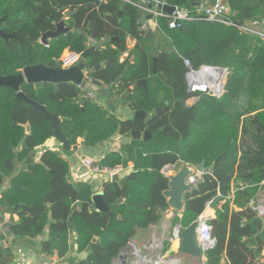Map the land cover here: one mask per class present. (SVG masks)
Wrapping results in <instances>:
<instances>
[{
  "label": "trees",
  "instance_id": "16d2710c",
  "mask_svg": "<svg viewBox=\"0 0 264 264\" xmlns=\"http://www.w3.org/2000/svg\"><path fill=\"white\" fill-rule=\"evenodd\" d=\"M158 1L175 8L189 3ZM226 5L230 26L202 20L194 8L189 11L196 19L176 29L168 28V19L159 18V48L152 49L137 29L136 8L120 0H0V30L27 39L6 43L0 38V77L37 65L55 68L65 50L82 54L90 41L104 42L86 60L89 76L107 85L115 97L125 96L121 106L150 114L147 124L120 122L95 100L80 104V90L71 83L58 85L56 91L52 84L22 86L27 98L64 119L59 129L70 147L78 139L84 149L93 150L115 135L145 129L151 134L148 141H130L120 152L99 160L105 168L132 166L121 180L101 185L107 204L122 199L111 208L120 219H109L94 209L93 187L71 181L68 161L59 152L45 150L33 160L35 151L53 139V125L11 89L0 88V213L18 219L6 229L11 239L34 241L47 233L40 244L46 256L55 251L64 258L75 247L77 254L88 256L72 264H112L137 230L156 225L168 210L163 168L203 162L205 172L196 189L186 194L184 212L173 223L189 227L210 200L230 196L234 184L232 204L242 210L230 211L227 202L215 209L210 221L215 247L205 254L203 264H221L223 258L225 264H255L264 248V221L246 205L257 198L264 181V0H226ZM74 10L78 12L65 24L78 31L41 45V35L53 31L64 13ZM118 12L120 21L112 17ZM251 25L258 27L257 34L245 30ZM127 37L136 45L120 62ZM183 60L194 71L226 69L223 95L198 94L188 106ZM96 66L100 68L94 71ZM143 79L148 93L142 87L126 92ZM16 163H22L17 172ZM3 236L6 233L0 234V264H8Z\"/></svg>",
  "mask_w": 264,
  "mask_h": 264
},
{
  "label": "water",
  "instance_id": "95a60500",
  "mask_svg": "<svg viewBox=\"0 0 264 264\" xmlns=\"http://www.w3.org/2000/svg\"><path fill=\"white\" fill-rule=\"evenodd\" d=\"M126 4H130L136 8L137 12V29L139 31L140 36L143 39H148L151 42V45L158 49L157 41L160 38L159 33L156 31L154 24V16L153 12L162 11L163 13L170 15L175 7L168 5H153L151 3H146V0H121ZM213 3L214 0H211ZM199 5V0H189V3L185 6L178 7L179 10H187L190 8H195ZM78 10L74 11H66L64 13V18L61 19L58 23L54 24V30L43 33L39 39V43L41 45H48L49 41L55 39L59 36L66 35L68 33L78 31L74 27H68L65 24V21L73 17ZM112 17L122 18V12H118L113 14ZM89 28V25H88ZM0 38L4 39L6 43L10 39H16L18 41H27V39H20L15 34L6 35L0 30ZM117 40L115 38H111L110 41ZM104 43V42H103ZM103 43L94 44L89 47L84 53L81 54V60L78 64L74 65L69 69H62L59 66V61H56L58 65L55 68H48L42 65L26 67L21 70L17 75L14 76H4L0 77V88H9L13 92H15L16 97L22 100L27 105L32 108L40 111L44 118L48 120L54 128L53 138L57 141L64 150L69 151L71 148L75 150L76 147H70L64 135L59 129V123L64 119H58L53 114L47 112L44 106L39 105L38 103L31 101L29 98L25 96V94L21 91V87L24 85H40V84H52L54 85V91L57 90V86L62 83H71L75 85L81 93V99L79 101L80 104H83L87 99V94L91 91L94 94L95 102L102 105L108 112L115 115L120 122L127 121L132 123H141L147 124L150 119V114L145 111H132L126 107L121 106L122 97H115L111 89L103 84L102 82L93 79L89 76V72L86 68V60L92 55L93 52L100 49ZM151 63H152V73H156V64L157 58L156 53L153 52L151 55ZM100 66H96L94 71H97ZM127 69V68H125ZM216 74L223 78L227 74V70L225 69H216ZM119 82V79L116 80ZM224 82H221L220 87L223 89ZM135 87H142L143 90L148 93L147 82L146 80H140L132 85L129 89H127V93H131V91ZM218 97L219 94H218ZM158 112V109H157ZM128 136L131 141L135 142H146L151 138V134L148 130H135L130 131ZM127 159V155L125 154ZM29 158V157H27ZM205 171L204 163H200L196 166H190L186 164H181L178 170L170 176H167L168 185L167 190L163 192V196L166 199V203L168 209L173 211L178 218L181 217L185 208V196L186 194L192 192L196 189L198 181L194 179L197 173L196 171ZM112 181H119L117 177H113ZM75 187V185H73ZM91 201L94 209L99 212L105 214L109 219L117 218L120 219L119 216H116L111 208L115 206V204H121L122 199L119 198L114 204H107L103 199V193H95L91 197ZM197 220L190 224L187 228H182L181 225H177L175 231L179 233L178 246L177 251L175 248L168 249L166 251L165 245L163 241H159V248L157 250H151V257H155L160 260L161 264H166L167 258H169L173 253H177L180 255H186L192 257L194 259H202L200 248L196 241V228H197ZM172 241V239H171ZM132 242L130 241L127 246H125L119 253L118 259L121 264H129V255L126 250L130 247ZM149 249V248H148ZM150 250V249H149ZM176 251V252H175ZM126 252V253H125ZM133 258V255L131 256ZM149 260V259H148ZM153 262V260H149ZM154 263V262H153Z\"/></svg>",
  "mask_w": 264,
  "mask_h": 264
},
{
  "label": "crops",
  "instance_id": "0c3cea01",
  "mask_svg": "<svg viewBox=\"0 0 264 264\" xmlns=\"http://www.w3.org/2000/svg\"><path fill=\"white\" fill-rule=\"evenodd\" d=\"M199 2L202 4H207L206 2H211V0H199ZM124 3L125 2H122V4ZM248 29H250V31L255 34L257 33L254 31V29H257V31H259L256 25H251L248 27ZM145 40L149 41L148 39H145ZM115 41L116 40L112 42H115ZM147 43H148L147 44L148 46L152 48L154 47L151 45L150 41ZM135 45H136V40H133L130 37L126 38L125 40L126 52L121 55L120 62H123L129 58V54L135 48ZM129 61H132V59H130ZM89 93H92V92L89 91ZM124 137L125 136L115 135L109 142L103 144L102 146H99L93 150H88V149H85V150L91 152L88 155H95L101 158V157H104L105 155H108L109 153L115 152V148L113 145L115 144L116 146V142H117L118 147L120 146L122 147L124 144H128L127 142L128 140L131 141L129 136L125 137L126 139H124ZM44 145L43 147H49L47 150L57 151L63 156L62 151L64 150V148L57 141H55L54 138L47 141ZM75 147H76L75 150H72V148L69 150L70 154L67 156V158H65L64 156L63 157L68 161V164L71 170V181L74 183H80V182H84L85 177H90V176L84 174L82 171L77 169V163L80 158L79 156H82V154H80L78 151L80 149H84L82 147L81 139L77 140V145ZM128 166L129 168H131L130 164H128ZM131 171H132V168L128 170V173ZM100 180L102 181V179ZM90 181H91V186L93 185L94 187V192L99 193L101 191L102 182L98 181L96 177H92ZM234 192H235V189H234V184H233L231 185V195L230 196L223 198L221 200H212V204L208 208H205L203 213L208 214L209 216L212 217V219H214L215 209L220 208L226 202L229 203L230 211H234V212L241 211L242 208L235 207L232 204V201H233L232 197H233ZM261 194H264V181L261 182L259 185V191H258L257 196ZM253 201L254 200H252L250 203H252ZM250 203L247 204L246 206L249 207ZM2 214L0 213V218ZM175 216L177 215L173 211H170L168 209L166 212L161 213L160 221L156 225L150 226L147 230H137L136 231L135 236L131 239L132 244L126 250V252L128 251L127 252L128 254L132 253L133 255L132 260L134 261L131 264H137V262L135 261L137 257H142L144 259L147 258L146 259L147 262L149 263L151 262L149 261L150 260L149 257L143 250L146 244L150 246V245H155V243H159V241H163L164 245L167 246L166 250L175 248V250L177 251L178 241L173 239V235L170 236L172 227H173V231L177 227V225L173 223ZM17 220H18L17 218H13L14 223L17 222ZM5 233H6V236H3V237H5V241H4L5 249L9 251V255L7 257L8 264H72V261L78 262V261L86 259V257L88 256V252L77 254L75 247L70 248L68 254L64 258H59L55 251L51 256H46L41 252L40 244L41 242L45 241L46 238L48 237L47 233L42 234L39 238H37L34 241H29V240L19 241L15 238L11 239V236H9L7 232ZM2 235L3 234H1V236ZM171 239L173 240L171 241ZM144 255L145 257H143ZM172 258L175 260H178L180 264H203L202 259L198 260V259H194L192 257L186 256V255H180L177 253H173V255L167 258V260H165L166 264H169V261L171 262V260L169 259H172ZM115 261L116 259L113 260L112 264ZM225 262L226 260L225 258H223L221 264H225ZM152 264H161V263L159 261V262H154ZM255 264H264V248L261 251L260 258L256 260Z\"/></svg>",
  "mask_w": 264,
  "mask_h": 264
},
{
  "label": "built area",
  "instance_id": "2783aa9c",
  "mask_svg": "<svg viewBox=\"0 0 264 264\" xmlns=\"http://www.w3.org/2000/svg\"><path fill=\"white\" fill-rule=\"evenodd\" d=\"M102 3L106 2L107 0H98ZM146 3H151L155 6L157 5H165L158 0H152V1H146ZM194 14L197 15L200 19L207 21V22H213V23H221L224 25H232L228 19L229 17V9L226 5V0H214V2H207V4H202L199 2V5L194 8ZM153 18H154V24L156 31L158 32L159 26H158V19L159 18H166L168 19V28L169 29H176L179 28L182 22L185 21H192L196 18L193 16L191 11L189 9L185 10H179L178 8H175V10L170 14L167 15L163 13L162 11H155L153 12ZM247 32H251L250 29H245ZM90 45H94L91 41L89 42ZM81 60V54L71 52L69 50H65L63 54L61 55L59 59V66L62 69H69L73 67L74 65L78 64ZM184 66L187 69L186 75H185V81H186V89L187 94L189 95V99L186 101V104L188 106L193 105L198 98L195 95L198 94H205L210 95L214 97H221L223 95V89H221L220 84L221 82L225 83L227 74L225 77L220 78L216 74L215 67H202L197 71H194L191 68V65L188 61L183 60ZM223 69V68H221ZM226 70V69H225ZM203 75H208L207 79H202ZM88 100H95L93 93L87 94ZM119 151L116 152H120ZM79 162L83 168V170L92 177H101L102 183L112 181L113 177H117L118 179H121L124 177V175L128 174V170L132 168L123 167V166H116L114 168H105L101 167L98 163L99 160L102 158L97 157L95 155H82L79 156ZM64 158V157H63ZM65 159V158H64ZM66 160V159H65ZM67 161V160H66ZM177 165H168L165 166L162 170V174L167 177L170 175H173L177 171ZM205 172V171H204ZM204 172L196 171L197 175L194 176V179L199 181L203 175ZM86 174V175H87ZM106 178V181L104 178ZM8 184H4L3 188H7ZM212 204V200H210L205 208H208ZM249 207L253 210V212L257 215L258 218L264 221V194H261L257 196V198L250 203ZM13 218H16V216H10L8 214H2L0 218V234L5 235L6 229L8 226L12 225L14 223ZM212 220V217L208 214L202 213L197 218V228H196V241L200 248L202 261L204 260L205 254L208 251H211L215 247V240L212 236V228L210 225V221ZM179 238V233H177L174 230V236L173 239L177 240ZM172 239V240H173Z\"/></svg>",
  "mask_w": 264,
  "mask_h": 264
},
{
  "label": "rangeland",
  "instance_id": "374dc122",
  "mask_svg": "<svg viewBox=\"0 0 264 264\" xmlns=\"http://www.w3.org/2000/svg\"><path fill=\"white\" fill-rule=\"evenodd\" d=\"M207 3V2H206ZM254 31L256 32V33H258L259 31H257V29H254ZM125 137H128V135H126ZM124 137V139H126ZM128 143L130 142L129 140L127 141ZM125 145V144H124ZM45 146V145H44ZM114 146V148H115V152L116 151H119V149H121L122 147L120 146V147H118L117 146V142H116V146H115V144L113 145ZM49 147H40V148H38L36 151H35V156H34V161H38V159H39V157H40V155H41V152H43V151H45V150H47ZM63 152V156L65 157V158H67V156L70 154V152L69 151H66V150H63L62 151ZM80 154H82V155H88V154H90L91 152H89V151H86L85 149H80L79 151H78ZM66 155V156H65ZM36 158H37V160H36ZM16 168V172H17V170H21V168H22V163H16V166H15ZM77 169L78 170H80V171H82L84 174H87L84 170H83V168H82V166H81V164H80V162L78 161V163H77ZM88 175V174H87ZM88 178V179H87ZM97 178V180L98 181H100L101 182V177L99 176V177H96ZM104 178V177H103ZM90 179L91 178H89V177H85V179H84V182L85 183H87V184H90L91 185V181H90ZM104 180L106 181V178H104ZM74 183V182H73ZM92 187H93V185H92ZM93 189H94V187H93ZM173 233H174V231H173V227H172V231H171V234H170V236L171 235H173ZM165 248H167V246H165ZM167 251V250H166ZM128 254V253H127ZM129 255V264H131L134 260H132V258H131V256H132V253H130V254H128ZM143 257H145V255L143 256ZM137 258H140V257H137ZM137 258H136V262H138V260H137ZM142 258V257H141ZM147 259V258H146ZM146 259H144V258H142V262H144V264L146 263V264H150L149 262H147V260ZM169 260H171V262L169 261V264H180L179 263V261L178 260H175V259H169ZM113 264H121L120 263V260L118 259V258H116V261L113 263Z\"/></svg>",
  "mask_w": 264,
  "mask_h": 264
},
{
  "label": "bare ground",
  "instance_id": "6f19581e",
  "mask_svg": "<svg viewBox=\"0 0 264 264\" xmlns=\"http://www.w3.org/2000/svg\"><path fill=\"white\" fill-rule=\"evenodd\" d=\"M207 76L208 75H203V77H202V79L204 80V79H207ZM173 236H174V233H173ZM150 250H149V249ZM159 248V243H155V245H150V246H148L147 244L144 246V248H143V250H144V252L147 254V256L149 257V259L150 260H153V262H159L160 260L159 259H157V258H155V257H151V253H152V249H153V251L154 250H157ZM153 262H150V264H152Z\"/></svg>",
  "mask_w": 264,
  "mask_h": 264
},
{
  "label": "flooded vegetation",
  "instance_id": "af4514ba",
  "mask_svg": "<svg viewBox=\"0 0 264 264\" xmlns=\"http://www.w3.org/2000/svg\"><path fill=\"white\" fill-rule=\"evenodd\" d=\"M157 43H159V40L157 41ZM152 49H154V48H152ZM137 260H138L137 264H144V262H142V258L141 257L137 258Z\"/></svg>",
  "mask_w": 264,
  "mask_h": 264
}]
</instances>
